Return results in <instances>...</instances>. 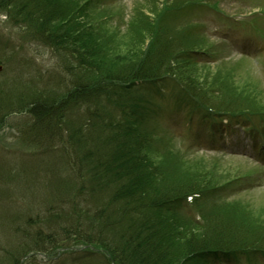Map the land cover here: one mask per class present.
Instances as JSON below:
<instances>
[{
	"label": "trees",
	"instance_id": "1",
	"mask_svg": "<svg viewBox=\"0 0 264 264\" xmlns=\"http://www.w3.org/2000/svg\"><path fill=\"white\" fill-rule=\"evenodd\" d=\"M92 4L0 0V11L23 21L43 45L63 56L67 72L62 91L33 90L14 108H24L30 116L23 140L43 150L17 170H0V178L13 177L11 181L33 192L29 184L43 172L51 198L44 202L42 216L18 212L1 223H9L6 235L13 243L4 250L3 263L35 264L29 260L35 254L48 257L50 264H230L255 259L263 247L259 238L253 241V229L238 230L246 236L227 242L222 238L231 232L230 225L220 222L221 217L201 215L200 208L216 194L214 186L206 187L207 181L191 173L167 174L165 148L155 147L156 135L147 127L148 119L158 114L150 112L142 97L130 95L139 92L140 83L171 80L201 110H211L205 119L211 118L213 125L240 112L264 115V103H251L255 108L246 110L231 96H221L225 87L220 83L201 78L204 68L196 57L212 51L204 45V35L186 32L187 27L175 35L152 21L146 32H139L142 40L134 58L127 60V54L113 63L105 55V21L94 18ZM175 7L166 6L167 12ZM8 92L0 88V107ZM192 194L199 198L188 203ZM225 202L221 206H229Z\"/></svg>",
	"mask_w": 264,
	"mask_h": 264
},
{
	"label": "rangeland",
	"instance_id": "2",
	"mask_svg": "<svg viewBox=\"0 0 264 264\" xmlns=\"http://www.w3.org/2000/svg\"><path fill=\"white\" fill-rule=\"evenodd\" d=\"M91 1L94 18L105 21V33L109 35L108 37L103 35V38H107L104 46L107 51L105 55L108 60H113V63L119 62L120 57L123 58L127 54L129 55L127 60L134 58L133 51H137L142 40L139 32H146V26L152 21L174 30L176 35L184 30L181 26L190 18L194 26L203 28V33L207 37L205 38L207 43L204 45L210 46L212 51L205 57L203 55L196 57L200 66L204 68L200 69L201 78L207 77L210 83L215 81L218 85L221 84L225 87L221 96L223 98L227 95L231 96L232 100L238 103L235 105L239 106L240 103V106H244L242 108L246 110L255 108L251 103L255 102L258 107L264 103V0H216L213 2L215 5L212 4L214 9H206L205 6L196 7L197 9L180 8L187 1H197L195 4L199 5L200 1L204 0ZM173 4L179 8L175 10L176 12H167L166 6ZM234 23H237L238 30L232 29ZM26 27L23 21L8 12L0 11V84L2 88H7L10 94L9 97L4 98L0 107V170H5L2 167L8 166L7 163L11 164V162L15 164L7 168L17 170L19 167L16 161L30 160L32 158L30 155L43 150L36 144L25 142L22 138V130L27 127L30 116L24 108L17 111L14 109L19 99L32 95L29 92L33 90L38 92L44 90L51 94L60 92L64 88L60 85V81L65 79L63 77L65 74L67 77L63 69V56L43 45L35 37L34 32ZM229 32L231 36L239 34L247 36L253 48L257 43L262 47V53L253 57L251 55L256 53L238 52L232 47L233 42L230 45L224 43L225 36ZM148 43L149 41L145 48L148 47ZM158 89L159 92L156 93ZM178 91L169 83H161L149 89L143 88L139 92L135 90L130 95L140 96L147 101L151 112L157 110L159 113L167 114L162 116L164 118H151L147 122L148 129L156 135L155 147L165 148V154L167 153V156L165 155L166 158L168 157L165 162L167 174L173 173L174 177H177L191 173L194 177L207 181L206 187L216 188V199L207 207L202 206L200 212L206 219L218 216L222 218L220 222H227L230 225L231 232L224 234L222 238L224 241H233L228 238L238 239L246 236L242 231H237L250 227L255 231L252 235L253 241L257 242L259 238L260 245L264 247V161L233 150V147L238 145L240 146L237 148L240 150L241 146L242 149L245 148V143L234 139H249V133L233 130L225 132L229 133V136L222 141H231L228 142L229 147H227L231 150H227L225 142L217 144L219 138L214 139V136L200 131L199 125L190 128L183 122L175 124L174 118L183 119L192 115L189 108L191 106H184V103L191 104V101L186 100L183 93ZM10 100L11 105H9ZM188 132L195 137L189 138ZM197 137L203 138L205 145L195 142ZM35 156L36 154L33 158ZM187 157L190 162L203 164L196 167L195 164L186 161ZM11 180L13 177L0 178V193H3L0 194V225L6 221V218L18 212L42 216L44 202L51 198L49 184L43 172L29 184L28 189L33 192L25 190V184H19L20 181ZM222 201H226L225 204L229 206H221L224 204ZM5 224L0 226L1 264H4L2 261L4 250L13 244L8 243L6 231L7 228L11 229L7 225L8 222ZM9 237L13 239V233H10ZM29 260L32 263L34 261L35 264H50L51 261L48 257L39 254H35ZM258 264H264V259Z\"/></svg>",
	"mask_w": 264,
	"mask_h": 264
}]
</instances>
